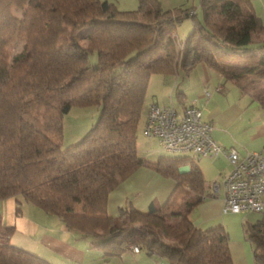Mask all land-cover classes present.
<instances>
[{
  "label": "trees",
  "instance_id": "obj_1",
  "mask_svg": "<svg viewBox=\"0 0 264 264\" xmlns=\"http://www.w3.org/2000/svg\"><path fill=\"white\" fill-rule=\"evenodd\" d=\"M201 13L202 19L191 8L164 9L158 0H138L131 10L107 0H0V200L20 194L78 235L98 236L94 246L104 257L137 246L167 264H233L225 229L189 219L205 197L196 159L149 160L136 144L149 78L173 73L181 55L218 71L242 93L264 80V25L250 1L205 0ZM187 18L193 29L181 47L176 27ZM16 40L24 43L11 55ZM251 97L264 111V96ZM91 105L94 124L61 149L63 115ZM184 165L188 171H180ZM140 168L172 178L175 189L146 211L128 203L115 221L108 195ZM13 230L0 227V264H52L13 245ZM244 232L254 264H264V216Z\"/></svg>",
  "mask_w": 264,
  "mask_h": 264
},
{
  "label": "crops",
  "instance_id": "obj_2",
  "mask_svg": "<svg viewBox=\"0 0 264 264\" xmlns=\"http://www.w3.org/2000/svg\"><path fill=\"white\" fill-rule=\"evenodd\" d=\"M158 1L164 9L183 5L182 7L185 6V8H191V11L196 13L199 12L201 6L205 2V0H198V6H195L197 4L195 1L197 0ZM249 1L256 15L264 25V0ZM186 27H188V24L184 26L183 30H186ZM192 29L193 24L191 30ZM176 36L178 39L180 38L177 31ZM185 40H182L183 43L180 42L179 46H184ZM181 58L183 63L179 62L173 73L164 75L153 74L149 78L145 101L141 111L143 127L146 120L147 106L151 102L157 103L158 105L172 104L179 112L182 111L186 105L194 102L201 110L203 120L212 125L211 136L221 147L225 149L235 148L240 154H244L246 151L260 152L264 154V111L260 114H254V116L248 114L249 118H246L247 120L245 119L246 123L245 128L243 129L244 138L239 136L240 130H236L233 125L237 119L243 116L244 107L259 102L254 100L250 94L242 93L237 88L231 90L230 87L234 86L229 82H224L223 76L218 71L210 69L205 63L190 65L187 57L181 55ZM197 68H200L202 73L201 81H198L196 88L193 90L190 81L197 78V75L194 74L197 71ZM213 79L216 81L215 87L219 94H213L208 90L210 81ZM205 92H208L207 96ZM244 97L247 98V102L241 101ZM227 100L229 102H227ZM204 110L206 111L205 114ZM250 118H254V120H248ZM249 128L254 130L249 132ZM150 152L141 155L144 158H150L149 160H156L152 157V155L155 154L152 149H150ZM217 158L221 159L224 163V166H221V169L218 163H216V178L222 180L223 175L229 170L230 166L226 157L223 155H219ZM185 167H188L187 170H185ZM188 170L189 165L180 167V171ZM216 182L217 181L214 180L212 186L217 185L219 190L214 192V189L209 186L204 191L205 197L203 200L189 213V219L195 226L203 229L221 225L228 235L232 263L254 264L252 244L245 235L244 226L246 223H255L257 220L261 219L264 216V209L261 211V216L251 222L242 218L239 213H224L222 211L223 192L221 184L219 181V183ZM174 189L175 181L172 178L163 177L149 168H140L109 193L106 207L107 214L115 219V221L118 220L121 208L128 205L130 202L134 207L141 211H146L151 204L156 207L161 206L172 194ZM7 202L11 208L13 205L12 201L9 199ZM19 203H21V201ZM17 207H15V209ZM14 214L15 224L10 225L14 227L12 233H17L21 238V241L26 242L27 244L23 247L19 244L13 243L10 236V242L13 245L31 251L52 264H86L88 252L87 250L85 251V246L79 244L80 240L85 239L84 236H80L67 229L62 222L55 226L59 227L61 230L60 233L54 234L49 228L51 227L49 226V222L52 220V215L47 213L41 215L42 217L38 216L35 218L24 215L21 211L18 213L14 210ZM69 235L72 237L71 240H69ZM89 248L91 250H97L99 254H102L101 249L95 247L94 243L91 241ZM141 251L142 250L133 252L128 249L122 254H129L134 258V256ZM122 254L119 255V257L122 258ZM147 256L150 259L152 257H157L154 255ZM128 261L127 264H132L134 259Z\"/></svg>",
  "mask_w": 264,
  "mask_h": 264
},
{
  "label": "rangeland",
  "instance_id": "obj_3",
  "mask_svg": "<svg viewBox=\"0 0 264 264\" xmlns=\"http://www.w3.org/2000/svg\"><path fill=\"white\" fill-rule=\"evenodd\" d=\"M107 1L114 3L115 6H117V8L120 10H131V9L136 8L138 5V0H107ZM195 3H197L195 6H198L199 1L197 0V1H195ZM178 6L182 7L183 5H177L174 7H178ZM170 8H173V7H170ZM184 8H185V6H184ZM12 14L14 16H19L20 10L13 9ZM201 14L202 13H201V9H200L198 12V17L200 19H202ZM208 18L210 20H215L217 18V16L215 15V13L214 14L211 13V14H209ZM189 19L183 20L176 27L177 34L180 37L179 38L180 40L178 39V41L181 43H183V41L185 40L186 36H188V34L192 28L193 23H192V20L191 19L189 20ZM186 24H188V27H186V30H183L184 26ZM23 43H24V40L13 41L10 44V47L8 48V51L10 52V54L13 55V54L18 53L22 49ZM89 60H90V63L92 65H96V63H97L96 53L91 54V56L89 57ZM194 74L197 75V78L194 79L193 81H190L193 90L196 88L198 81H201V74L202 73H201L200 68H197V71ZM215 84H216L215 79L210 81V85L208 86V90L213 94H215V93L219 94V92H217V90H216ZM226 85H227V83H226ZM234 88L235 87H232V86L230 87L231 90ZM248 92L251 93L250 94L251 96H253L254 94L255 95L259 94L261 96H264V80H261V81L259 80L253 84H250L248 86ZM223 93H225V92H223ZM241 101L247 102V98L244 97V98H242ZM227 102H229V101L227 100ZM243 109H244L243 110L244 111L243 116L240 117L239 119H237V121H235V123L233 124L235 126L236 130H240L239 136L242 138H244L243 129L245 128V123L247 120L246 118H249L248 114H252L254 116V114H260L263 112V109H261L260 104L257 102L253 105H249L247 107H244ZM205 113H206V111L204 110V114ZM97 115H98L97 109L95 106H92V105L91 106H73V107H71V109L66 114L63 115V119H62L63 136H62L61 141H59L61 149H66L70 145L77 142L81 138V136L91 127V125L94 124V122L97 119ZM248 120L252 121V120H254V118H250ZM253 130L254 129L249 128V132H251ZM143 132H144L143 117H141L140 122H139V127L137 130V139H136L137 151H138L139 156L142 157L141 154L146 153V152H150V149H152L153 153H155L154 155H152V157H154V159H156V160L158 158H160V156H162V157L190 156L191 157L189 152H183V151L175 152V151L163 149L158 144V142L156 140L146 138V136L144 135ZM146 159H150V158H146ZM195 161L203 172L204 180H205V190L209 186L212 187V189H214L212 186V183L214 180L217 181L216 183L220 182V184H221L222 180L216 178V175H217L216 174V171H217L216 163H218L220 169L224 166V163L221 159H219L217 157L214 159L200 158V159H196ZM187 168L188 167H185V170H187ZM16 198L20 199L21 203L16 201ZM9 199L13 203L11 208L9 207V203L7 202ZM0 203H1L0 204L1 205L0 206V227L10 226L11 224H15L14 210L16 211L15 207H17V206H19V208H20V210L17 211L18 213H20V211H21L22 214L30 216L32 218H35L38 216L42 217L41 215H44V213L39 208H37L35 205L24 201L20 194L16 195V196H10V197L1 199ZM37 211H38V213H37ZM239 214L242 218L251 222V221L256 220L258 217H260L262 213L261 212L258 213V212L242 211ZM51 217H52V220L49 222V226H51V227H49V228L52 230V232L54 234H59L61 230L59 229V227H55V226H56V224L58 225V223H61V221L56 216H51ZM171 220L176 221L177 219L172 218ZM64 233H66V232H64ZM0 236H2V237H0V239H4V235L1 231H0ZM10 236H11V241L13 243L19 244L20 246H23V247H24V245L27 244L26 242L21 241V238L17 235V233H12V234H10ZM84 238H85L84 240H80L79 244H82V246H85V248H86L85 251L87 250V252H88L86 264H127L128 260L132 261L133 259H134V261H132L133 262L132 264H156V263L157 264H167L166 260L163 258L152 257L150 259L143 251L136 254L134 256V258H133V256L126 254V253H124L125 255L122 254L123 255L122 258L119 256L104 257V256H102V254H99L97 252V250H91L89 248L90 241L92 243L101 242V239L98 236L88 235V236H85ZM71 239H72V237L69 235V240H71Z\"/></svg>",
  "mask_w": 264,
  "mask_h": 264
},
{
  "label": "built area",
  "instance_id": "obj_4",
  "mask_svg": "<svg viewBox=\"0 0 264 264\" xmlns=\"http://www.w3.org/2000/svg\"><path fill=\"white\" fill-rule=\"evenodd\" d=\"M211 131L212 125L203 120L194 102L180 112L172 104L151 102L147 106L144 134L156 139L163 149L189 152L193 159L226 157L230 167L221 182L224 213L263 211L264 154L251 151L240 154L235 148L225 149L212 138ZM213 188L214 192L219 190L217 185ZM130 250L139 251L137 246H131Z\"/></svg>",
  "mask_w": 264,
  "mask_h": 264
}]
</instances>
